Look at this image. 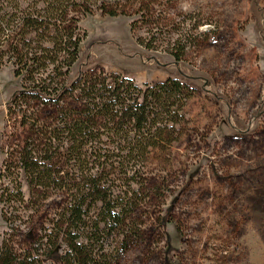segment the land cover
<instances>
[{
    "label": "rangeland",
    "instance_id": "1",
    "mask_svg": "<svg viewBox=\"0 0 264 264\" xmlns=\"http://www.w3.org/2000/svg\"><path fill=\"white\" fill-rule=\"evenodd\" d=\"M124 5L126 16L94 11L81 19L86 37L69 78L101 71L140 88L178 80L191 94L181 97L170 145L151 149L147 160L119 166L112 136L104 135L84 147L81 159L85 153L90 157L80 169L74 157L69 161L71 154L54 159L61 185L71 191L52 190L45 201L31 198L20 172L27 204L6 213L0 203V252L27 263L35 251L41 255L44 237L55 233L54 224L75 189L94 182L103 194L117 198L113 203L126 201L125 193L135 191L126 210L127 239L118 228L101 231L100 205L90 202V192H82L90 208L88 228L77 242L93 238L92 254L100 262L264 264V0H130ZM142 6L147 10L141 12ZM163 17L164 24L154 23ZM138 40L153 42L155 50ZM181 50L175 61L173 55ZM22 87L13 66L1 65L0 172L8 159L13 176L19 167L13 153L23 147L25 136L24 127L8 121V103ZM73 107L70 101L64 105ZM45 116L40 126H61L60 118ZM104 154L112 167L99 165ZM1 183L10 186L9 179ZM93 223H98L97 235L90 229ZM67 252L60 241L40 264H59Z\"/></svg>",
    "mask_w": 264,
    "mask_h": 264
},
{
    "label": "trees",
    "instance_id": "2",
    "mask_svg": "<svg viewBox=\"0 0 264 264\" xmlns=\"http://www.w3.org/2000/svg\"><path fill=\"white\" fill-rule=\"evenodd\" d=\"M122 1L0 0V66L11 64L14 76L23 82L22 89L15 92L8 103L7 117L18 128L24 127L25 136L23 147L17 146L13 153V156L16 154L18 171L13 176L7 159L0 172V203L6 207V213L14 210V205L26 207L18 181L20 172L26 177L32 199L45 201L55 189L70 192L61 185L63 177L59 176L61 171L54 168V159L65 153L71 154L69 161L74 157L80 169L87 163L85 157H90L85 153L81 159L84 147L88 143L100 142L104 135L112 136L114 157L119 166L124 161L129 165L147 160L151 149L164 150L170 145V130L180 121L181 97L191 94L190 89L178 80H166L152 86L145 84L140 88L129 79L101 71L79 72L73 79L69 78L86 37L79 25L81 19L94 11L102 16H126L128 12L124 4L130 0L121 4ZM143 6L141 12L147 10ZM165 20V17L159 18L154 23L161 25ZM138 43L148 50H155L153 42L138 40ZM182 51L175 52V61L180 60ZM67 101L75 107L64 109ZM26 109H32V112ZM46 114L60 118L61 126L51 130L40 126L39 122ZM90 150L93 157V149ZM100 158L103 162L99 165L112 167L113 161L109 163L111 157L108 159L104 154ZM4 178L9 179L10 186L1 183ZM85 185L89 187L76 188V194L70 196L62 208L56 223L60 228L54 224L55 233L44 237L42 245L45 250L41 255L35 251L31 254L33 260L27 263L0 252V264H40V258L50 254L60 241L67 246L68 252L60 256L59 264H109L106 258L100 262L93 256V238L84 243L77 242L80 231L83 233L88 228L90 204L86 203L87 198L82 192H90L87 195L92 198L90 202L100 205L101 231H116L118 228L124 236V232L131 231L127 222L130 214L126 210L132 206L135 191L125 193L126 201L113 203L117 198L103 194L94 182ZM90 229L95 235L100 230L98 223H93Z\"/></svg>",
    "mask_w": 264,
    "mask_h": 264
}]
</instances>
